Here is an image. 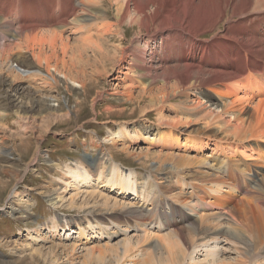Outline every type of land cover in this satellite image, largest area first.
I'll return each mask as SVG.
<instances>
[{"label": "bare ground", "instance_id": "bare-ground-1", "mask_svg": "<svg viewBox=\"0 0 264 264\" xmlns=\"http://www.w3.org/2000/svg\"><path fill=\"white\" fill-rule=\"evenodd\" d=\"M35 1L7 0L5 4L0 1L1 40L13 38L20 51L24 45L29 51L34 45L41 50L45 45L54 47L58 39L63 43V36L55 29L82 26L89 29L98 21L106 22L109 9L104 5H109L120 28L114 29V34L122 38L124 25L137 30L126 46L115 49L119 58L110 56L111 60L131 57V72L143 85L142 92L149 97L150 106L163 107L172 97L182 96L184 109L181 107L177 112L183 116L172 124H189L190 114L202 115L201 118L208 121L205 130L221 136L211 141V137L195 139L193 133L184 131L172 133L179 148L196 155L144 154L145 159L154 161L153 165L158 163L167 170L158 179L151 173L142 177L136 170H124L110 153L72 164L51 163L62 176L53 181V191H48L51 193L47 196L48 203L53 208L62 205L67 195L73 202L81 196L94 197L101 193L100 189L107 195L103 192L105 208L86 211L87 216L82 221L60 218L62 224L49 226L50 233L67 235L72 228H77L81 239L78 246L83 248L92 237L113 240L124 235L122 248L117 253L115 249L117 264L129 261L149 264V260L153 264H264V151H258L262 145L258 141L264 142V102L259 101L254 106L255 98L264 95V0H46L43 5ZM112 31L106 25L96 29L95 35L91 34L84 41L83 49L95 46L101 55L100 61L110 60L109 51L105 49L106 54L102 51L103 43L99 40ZM67 45L63 46L64 53ZM12 51L7 42L0 46L3 76L30 81L44 78L40 72L42 67L36 70V65L38 68L45 64L48 68L51 59L40 53L36 55L32 50L33 62L25 56L14 60ZM56 76L75 88L83 87L56 67L47 69L44 81L59 84ZM6 84L5 79L0 81V88ZM156 85L160 87L154 92ZM212 93H217V97ZM39 98L47 103L50 112L63 110L49 91ZM248 108L253 109L255 120L248 117ZM7 110L0 112V118ZM69 114L68 108L65 116ZM19 117L23 120L21 115ZM182 136L185 139L182 140ZM102 141L101 146L116 149L119 144L121 153H128L134 142L146 141L159 147L167 137L161 126L132 131L123 124L117 130H110ZM252 141L256 146L250 143ZM98 145L93 147L98 149ZM212 149V154H204ZM13 196L20 204L24 202L21 193L16 191ZM119 196L128 197L130 201H121ZM112 199L113 208H107ZM166 209L171 210L172 217L179 222H191L186 226L185 240L162 223ZM18 212L25 215L24 211ZM114 214L139 215L140 221L124 226L112 221ZM149 215L152 216L146 221L144 218ZM134 238L138 239V245H134ZM142 244L145 246L139 247ZM90 248L91 258L95 256L99 262L105 261L104 253Z\"/></svg>", "mask_w": 264, "mask_h": 264}, {"label": "rangeland", "instance_id": "rangeland-1", "mask_svg": "<svg viewBox=\"0 0 264 264\" xmlns=\"http://www.w3.org/2000/svg\"><path fill=\"white\" fill-rule=\"evenodd\" d=\"M0 1L1 4L7 2V0ZM41 1L36 0L35 2L43 5L46 0ZM108 6L104 5V8L109 9L108 21H98L95 25L90 26L92 32L90 28L85 26H82L84 29L82 27L70 28L71 30L67 27L60 31L55 29L63 36V43L61 39H58L54 47L45 45L41 50L34 45V49H32L36 55L40 53L42 57L51 59L48 68L56 67L60 72L75 80L78 85H82V88L73 87L69 81L60 78V76H56L59 84L52 81L47 83L44 81L47 78L48 69L45 64L39 65L38 68L36 65V70L42 67L40 72L44 78H36L33 79L34 81L25 78L23 80L22 77L16 78L15 81L14 78L3 76V73L0 72V81L4 79L7 81V84L0 88V112L8 109L3 112L5 113L3 118H0V264H51L52 262L59 264L68 262V264H117L115 254L119 248H122L124 235L113 240L92 237L90 243L85 247L87 250L83 251L85 248L79 247L81 239L77 228H72L67 235L65 232L57 235L50 233L48 227L54 223L61 225L60 218L71 220V222L82 221L87 216L86 211L101 210L106 207L103 198L105 192L100 189L102 194L98 192L94 195L95 199L93 196L91 198L81 196L77 198V201L74 199L73 202L70 200V195H67L66 198L68 199H65L62 205L53 208L48 203L47 196L51 194L48 191H53V181L62 179V176L55 171L51 163L72 164L78 160L85 158L92 160L97 158L99 154L110 153L113 155L114 161L121 164L124 170H136L142 177L151 174L157 175L158 179L166 174L167 170L164 166L161 168L158 163L153 165L154 161L145 159L144 154L149 152L164 156L171 152L175 155L176 153L196 155V153L179 148L173 141V134L184 131L185 133H193L195 139H202L201 137L207 139L206 136H208L211 137V141H217L221 138V136L216 137L213 131L205 130L208 121L201 118L202 115L190 114L187 121L188 123L191 122L189 124H172L176 123L178 117L182 115V113L177 112L181 107V110L184 109L182 96L172 97L171 102L163 104V107L150 106L149 97L142 92L143 85L136 81L133 72H131L133 70V66L130 65L131 57L123 56L122 61L111 60V57L119 58V54H115V49L126 46L137 30L129 25H124L123 30H121L124 33L122 38L114 34L115 30L120 28L118 29L115 22L113 9ZM105 25L113 31L99 40L103 43L102 49L104 50L102 51L106 54V49L109 51L108 58L111 56L110 60H105L104 63V61H100L101 57L99 56L101 55L95 46L92 45L91 48L88 45L86 50L82 46L84 41L93 34V31L101 29ZM6 42L12 47L13 51L10 53L13 54L14 60L17 57L25 56L30 59V62H33L32 50L29 51L26 45L20 51L16 49L17 42L13 38L7 37L5 41L0 39V46ZM64 45H67L66 53L63 51ZM82 53L84 54L82 55ZM158 86L160 87V85L153 87L154 92L159 88ZM46 91L57 98L62 111L55 113V111L47 110V103L39 98V95L47 93ZM130 91L131 93H129ZM97 95L99 96L96 98ZM212 95L217 97V93H212ZM261 95L255 98L254 106L259 101L264 102V95ZM68 108L70 114L66 117ZM52 112L54 116H51L53 115ZM1 113L0 116H2ZM247 114L248 117L255 120L253 109L248 108ZM123 124H126L132 131L134 128H143L144 130L145 128L161 126L167 141L159 147L146 141L134 142L130 145L131 151L129 150L128 153H121L120 148L122 146L119 144L116 149L111 146H101L102 140L109 135L110 130H117ZM183 139L185 136H182ZM250 143L256 146V142ZM258 143L262 144L259 145L262 150L259 149L258 151H264V142L258 141ZM96 144H99L98 149L93 147ZM35 151L37 152L34 155ZM212 153L213 149L204 152L205 155ZM154 169L156 172H153ZM16 191L23 196L24 202L21 204L18 198L13 196ZM243 193L246 194L247 190ZM99 195L102 196V199ZM118 199L124 202L130 201V198L123 196H119ZM99 201L101 203L104 201V204L102 205ZM111 203H114L113 199L107 208H113ZM27 205L30 207L27 208ZM135 205L136 207L139 206L137 203ZM18 210L24 211L25 215H20ZM164 213L165 218H163L162 223L169 230L176 231L185 240L187 237L186 226L191 222H179L178 218L172 217L171 210L166 209ZM151 216L149 215L144 219L149 221ZM111 218L113 222L124 226L127 223L133 224V222L140 221L139 215L125 217L121 214H114ZM195 219L194 217L193 220L195 221ZM193 220L192 222H194ZM133 234L131 232L129 235L132 236ZM136 240L138 239L134 238V245H138ZM144 246L145 244H142L139 247L143 248ZM89 248L95 249V252L104 253L106 255L105 261L99 262L95 256L91 258ZM135 249L137 247H134ZM148 263L153 264L152 260H149ZM125 264L132 263L129 261Z\"/></svg>", "mask_w": 264, "mask_h": 264}]
</instances>
